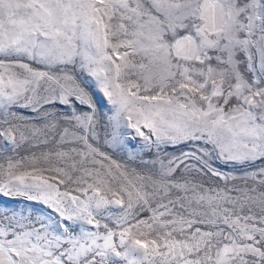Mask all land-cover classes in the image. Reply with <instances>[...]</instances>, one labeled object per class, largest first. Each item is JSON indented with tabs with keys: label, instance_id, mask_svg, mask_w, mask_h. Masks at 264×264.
I'll return each instance as SVG.
<instances>
[{
	"label": "snow or ice",
	"instance_id": "6c2138e0",
	"mask_svg": "<svg viewBox=\"0 0 264 264\" xmlns=\"http://www.w3.org/2000/svg\"><path fill=\"white\" fill-rule=\"evenodd\" d=\"M0 264H264V0H0Z\"/></svg>",
	"mask_w": 264,
	"mask_h": 264
}]
</instances>
